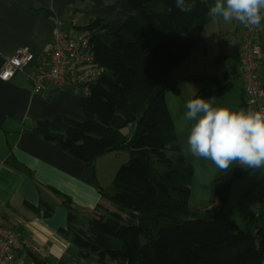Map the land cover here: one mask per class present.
I'll return each instance as SVG.
<instances>
[{"label":"trees","instance_id":"1","mask_svg":"<svg viewBox=\"0 0 264 264\" xmlns=\"http://www.w3.org/2000/svg\"><path fill=\"white\" fill-rule=\"evenodd\" d=\"M126 1L133 13L113 33L99 21L63 27L91 32L93 62L104 71L87 96L79 93L82 120L56 117L32 130L84 163L120 150L130 156L113 177L101 216L80 223L64 200L68 223L58 233L82 259L94 252L98 264H264V200L259 221L243 229L226 211L232 184L247 171H220L213 180L214 206L188 210L193 168L180 153L165 102L169 73L204 48L202 31L212 21L207 12L214 2L196 0L191 13H182L174 0ZM205 80L217 88L198 93L201 98L232 88L227 73ZM132 128L129 137L125 131ZM67 138L75 151L64 144Z\"/></svg>","mask_w":264,"mask_h":264},{"label":"crops","instance_id":"2","mask_svg":"<svg viewBox=\"0 0 264 264\" xmlns=\"http://www.w3.org/2000/svg\"><path fill=\"white\" fill-rule=\"evenodd\" d=\"M132 13L126 0H0V71L17 49L25 48L33 54L24 71L16 72L8 81L0 79V225L21 232L40 247L47 264L82 263L79 252L58 233L68 223L63 201L68 200L78 221L86 224L90 218L100 217L103 208L108 207L105 194L113 179L109 175L98 176L96 160L84 163L60 145L32 132L40 121L83 117L79 113L81 97L74 89L34 94L29 76L46 52L57 22L64 28L81 29L99 21L105 25V32L113 33ZM261 23L264 25V21ZM206 28L205 34L202 31L204 48H198V64L209 56L207 39L216 36L221 51L211 61L218 67L229 58L233 45L238 53L242 24L221 19L212 20ZM259 31L261 48L264 30ZM263 51L261 48V57ZM262 65L260 61V69ZM201 73L199 70L198 74ZM236 73L238 82H231L228 93L239 84L241 107L243 83L238 61ZM130 132L132 135L133 128ZM218 173L220 170L212 168L208 177H216ZM208 186L203 189L207 191ZM231 190L232 187L230 193ZM199 204L204 206L198 210H204L214 206L215 200L206 198ZM228 214L231 216L229 210Z\"/></svg>","mask_w":264,"mask_h":264},{"label":"rangeland","instance_id":"3","mask_svg":"<svg viewBox=\"0 0 264 264\" xmlns=\"http://www.w3.org/2000/svg\"><path fill=\"white\" fill-rule=\"evenodd\" d=\"M204 30L207 31L208 29L206 28ZM207 40L209 51L208 58L200 61L198 64V47L194 49L189 59L178 65L169 73L172 88L165 93V102L174 131L177 136V143L180 153L184 160L193 168L190 197L187 203V208L189 211H195L203 208L204 205L199 204V202L204 199L206 200V198H213V179L215 177H208V172H210L212 168H215L218 171L220 169H218L210 160L194 157L189 152L186 142L189 121H187L184 116L186 111L185 103L189 99L198 97V93L202 92L203 90L206 91L217 88V86L210 87L211 84L206 82L205 79L207 76L203 75V72H207L208 76H215L226 72L230 75L231 82L235 84V81H237L236 72L238 53L236 51V45H233L234 48L231 53L228 52L229 58L217 64L218 67H216V64H214L211 59L213 56H218L217 54L219 51H221V46H219L218 42L216 41V36ZM261 48H264V33L262 34ZM260 61L263 64L262 68L260 69V75L264 76V51ZM199 70H202L200 75L198 74ZM238 87L239 84L237 83L235 90L231 91L230 93H226L222 96L210 97L208 99L214 104V106L227 107L233 111L238 110L241 108L239 107L240 99L237 89ZM125 133L127 136L131 137L130 129H127ZM129 158L130 156L128 151L120 150L108 153L105 156L97 159L95 165L98 176L108 178L109 175V178L113 179L117 169L121 165L126 164ZM234 167L247 172L242 178L235 181L231 186L232 190L229 194L226 211L228 213L229 210L232 216L231 217L229 215L231 219L233 218L232 220H237L236 224L241 229H243L245 226L252 225L256 221H259L258 210L261 207V202L264 200V190L262 188V182L264 181V171H254L252 169L239 166L235 163L230 168ZM218 174L216 177L219 176ZM206 179H208V182H206ZM207 184L209 186L208 190L206 191L203 189V187H206ZM90 256V260L89 258L82 259V263L98 264L96 262L95 253L90 252ZM106 264L109 263L107 262Z\"/></svg>","mask_w":264,"mask_h":264},{"label":"built area","instance_id":"4","mask_svg":"<svg viewBox=\"0 0 264 264\" xmlns=\"http://www.w3.org/2000/svg\"><path fill=\"white\" fill-rule=\"evenodd\" d=\"M88 30H64L60 22L54 26L44 55L37 61L29 81L34 94L44 90L61 91L72 88L87 96L89 86L95 84L103 69L93 62ZM259 29L242 25L238 49L240 76L243 83L241 108L264 110V89L260 75L261 48ZM33 54L25 48L17 49L0 71L2 81L10 80L24 71ZM80 95V94H79ZM264 190V181L262 182ZM34 257L43 260V251L21 232L0 225V264H36Z\"/></svg>","mask_w":264,"mask_h":264},{"label":"clouds","instance_id":"5","mask_svg":"<svg viewBox=\"0 0 264 264\" xmlns=\"http://www.w3.org/2000/svg\"><path fill=\"white\" fill-rule=\"evenodd\" d=\"M173 6L191 13L197 5L196 0H174ZM207 14L213 21L235 20L250 29L264 30V0H214ZM185 108L189 121L186 142L192 156L210 160L221 171L234 163L264 171V110L233 111L201 97L189 99Z\"/></svg>","mask_w":264,"mask_h":264},{"label":"water","instance_id":"6","mask_svg":"<svg viewBox=\"0 0 264 264\" xmlns=\"http://www.w3.org/2000/svg\"><path fill=\"white\" fill-rule=\"evenodd\" d=\"M64 144H65L68 148H70L71 150H73V151L76 150V146H75V144H74L70 139H68V138L65 139Z\"/></svg>","mask_w":264,"mask_h":264}]
</instances>
